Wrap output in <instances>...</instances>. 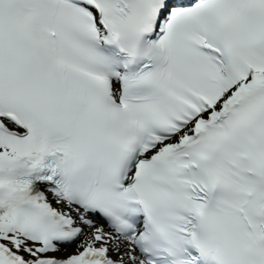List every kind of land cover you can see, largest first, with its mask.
<instances>
[{"label": "snow or ice", "instance_id": "obj_1", "mask_svg": "<svg viewBox=\"0 0 264 264\" xmlns=\"http://www.w3.org/2000/svg\"><path fill=\"white\" fill-rule=\"evenodd\" d=\"M0 264H264V0H0Z\"/></svg>", "mask_w": 264, "mask_h": 264}]
</instances>
